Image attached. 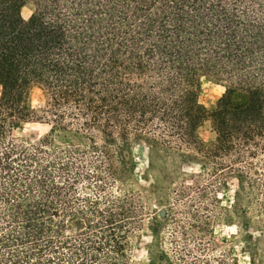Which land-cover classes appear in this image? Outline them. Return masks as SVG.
Segmentation results:
<instances>
[{"label":"trees","instance_id":"16d2710c","mask_svg":"<svg viewBox=\"0 0 264 264\" xmlns=\"http://www.w3.org/2000/svg\"><path fill=\"white\" fill-rule=\"evenodd\" d=\"M243 1L0 0V264H143L134 145L203 161L264 146V0ZM201 77L224 87L210 109ZM28 120L49 128L13 137Z\"/></svg>","mask_w":264,"mask_h":264},{"label":"rangeland","instance_id":"374dc122","mask_svg":"<svg viewBox=\"0 0 264 264\" xmlns=\"http://www.w3.org/2000/svg\"><path fill=\"white\" fill-rule=\"evenodd\" d=\"M237 10L251 14L253 7L245 0ZM28 13L22 9L24 17ZM223 91L222 82L201 77L198 102L210 109ZM29 102L40 114L44 96L38 87L31 88ZM48 128L43 120L20 121L12 136L33 140ZM198 134L204 143L214 140L209 119ZM262 147L253 156L244 150L239 157L231 154L203 161L134 145L136 175L126 188L139 190L144 206L141 226L129 234L133 259L143 264H264ZM80 187L81 192H90L85 184Z\"/></svg>","mask_w":264,"mask_h":264}]
</instances>
